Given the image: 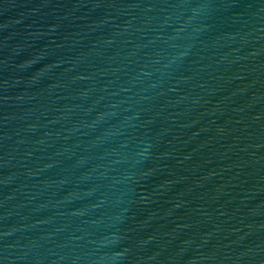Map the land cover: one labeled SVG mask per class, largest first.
<instances>
[{"label": "water", "instance_id": "water-1", "mask_svg": "<svg viewBox=\"0 0 264 264\" xmlns=\"http://www.w3.org/2000/svg\"><path fill=\"white\" fill-rule=\"evenodd\" d=\"M0 264H264V0H0Z\"/></svg>", "mask_w": 264, "mask_h": 264}]
</instances>
